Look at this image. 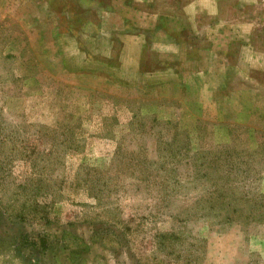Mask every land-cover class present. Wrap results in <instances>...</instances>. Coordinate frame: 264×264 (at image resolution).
Instances as JSON below:
<instances>
[{"label":"rangeland","instance_id":"rangeland-1","mask_svg":"<svg viewBox=\"0 0 264 264\" xmlns=\"http://www.w3.org/2000/svg\"><path fill=\"white\" fill-rule=\"evenodd\" d=\"M0 264H264V0H0Z\"/></svg>","mask_w":264,"mask_h":264}]
</instances>
